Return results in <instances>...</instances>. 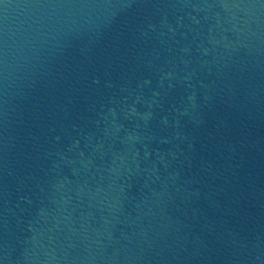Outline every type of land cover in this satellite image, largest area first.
I'll return each mask as SVG.
<instances>
[{"label":"water","instance_id":"water-1","mask_svg":"<svg viewBox=\"0 0 264 264\" xmlns=\"http://www.w3.org/2000/svg\"><path fill=\"white\" fill-rule=\"evenodd\" d=\"M0 264H264V0H0Z\"/></svg>","mask_w":264,"mask_h":264}]
</instances>
